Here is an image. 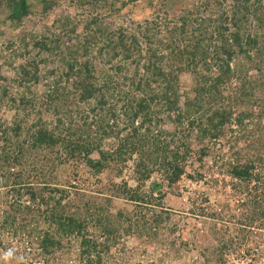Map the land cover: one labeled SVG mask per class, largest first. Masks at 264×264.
Here are the masks:
<instances>
[{
	"label": "trees",
	"instance_id": "trees-1",
	"mask_svg": "<svg viewBox=\"0 0 264 264\" xmlns=\"http://www.w3.org/2000/svg\"><path fill=\"white\" fill-rule=\"evenodd\" d=\"M32 1L43 4L44 15L55 5L7 0L8 20L17 28L32 14ZM78 1L101 10L84 11L77 24L69 14L59 17V34L34 38L32 47L62 53L63 75L47 94L56 118L38 113L30 123L33 99H18L10 89L40 83L36 59L22 63L13 80L0 72V111L9 110V102L16 112L11 123L0 115V188L16 210L15 235L27 233L46 255L69 253L80 240L78 264L114 259L113 247L124 254L132 233L145 237L150 249L175 248L182 243L171 233L199 232L191 221H174L164 204L172 194L190 202L194 217L214 221L208 229L218 244L204 247L212 251L208 261H256L251 249L238 262L226 255L264 232V0H193L187 7V0L146 7H137L139 0ZM131 5L148 16L142 11L143 20L118 23L121 15H133ZM214 166L223 180L209 177ZM126 168L135 187L122 177ZM197 184L205 204L216 199L209 209L195 207ZM115 199L139 210L134 222L111 213ZM230 230L236 237H226Z\"/></svg>",
	"mask_w": 264,
	"mask_h": 264
},
{
	"label": "rangeland",
	"instance_id": "rangeland-1",
	"mask_svg": "<svg viewBox=\"0 0 264 264\" xmlns=\"http://www.w3.org/2000/svg\"><path fill=\"white\" fill-rule=\"evenodd\" d=\"M54 1L55 5L47 15H44L42 12V3H36L35 1H32V3L35 2L32 8V14L23 20L21 27L17 28L15 22L8 20L9 6L7 0H0V72L10 75V78L13 80V76H16L18 67L22 63L30 61V58H33L39 63V67L42 70L41 74L44 75L42 76L43 78L40 80V83L33 86L31 90H24V88L19 87L17 83H15L13 88H10L13 89L12 94L18 99H20L23 94L30 97V99H33V101H31L30 105L27 107L28 113H30V123L39 117L38 113H40L42 117H48L50 121H52L53 118H56L51 103L47 101V94L52 90L51 87L54 85L55 79L60 75L62 76L64 71V66L59 60L62 56V53L59 54L54 52L50 54L47 51L41 50L37 47L32 49L33 42L35 41L34 38L41 39L45 35H51L49 33H56L58 35L60 29L55 28L54 25L56 24L55 21L59 17L62 18L69 14L72 17V22H74L73 24H77L86 17V14L82 15L84 11H89L95 15L101 10L100 6L98 9H94L92 6L80 3L78 0ZM155 1L156 0H139L135 5L137 7L142 5L146 7L148 2ZM192 1L193 0H187L186 7L189 6V4H193ZM131 6H129V10L133 12V15H121V21H118V23L125 21L127 24H129L130 22L132 23V21H138L139 19L143 20L144 12H146L145 15L148 16L146 10H142L144 12L139 11L137 8V10H134V7L132 6L131 8ZM140 13L142 18H139V16H141ZM23 34H25L24 39L26 43L20 42V40L24 37ZM12 39H14L16 43L13 47H9L8 43ZM64 42H66V45H71L74 43L69 42L66 39ZM25 50L29 52L31 51V55L29 54L24 56ZM92 52V55H97V50H92ZM42 60L44 61L43 63L40 62ZM51 70L55 71L54 75H49ZM183 78L187 81V83H189L190 78ZM62 81H66V77H64ZM11 84L12 83L10 82L9 85ZM8 106L10 109L7 110L6 107H3L0 111V115L4 118V120H8V122L11 123V121L15 118L16 112L11 109L9 102ZM166 127H168L167 129L173 130L175 126L171 125ZM240 145L243 146V142ZM93 158L97 159L98 154H94ZM213 158L214 157L212 156L206 159L205 165L209 167L213 166ZM218 166H220V164ZM131 167L132 165H130V168ZM129 171V168L124 169L122 177H124L126 182H129L132 187H135L136 183L133 181L134 179H132L131 173ZM220 171L221 170L219 168L214 166L213 169L208 171V173L210 172L209 177L219 179L220 181L223 180V174H219ZM0 181H2V178ZM178 187L179 186H176V188ZM144 188L145 190H149V186L147 185L144 186ZM166 190L170 191L167 188ZM203 190H205L204 187H201L199 184H197L193 190V198L197 199L195 207L198 208L203 205L205 208L209 209V206L211 207L214 205L216 199L212 197L210 200H208L209 203L207 201V204H205L206 202L203 200H205L207 197L200 194V192ZM6 191L7 189L3 187L0 188V264H78L76 253L79 252L80 240L73 242L77 249L71 250L69 253H65L64 250V252L58 251L54 254L46 255L39 250L37 244L31 243L30 236L27 233L18 232V234L15 235L16 225H14L13 222L17 223V220L13 219V217L16 215V210L14 207H12L11 198L6 194ZM224 193L230 195V188L228 187ZM186 196L187 195L184 197ZM101 199L103 201L105 196H102ZM164 204L174 210L175 213L173 217L176 223L179 222L181 225H183L184 221H191V223L197 224V227H192L194 229H198V236L193 235L191 231L185 232L187 234L182 232L180 234L171 233L172 239L179 240L182 243V246L177 244L174 248V246H169L167 243L164 245L156 244L154 247L156 251L154 256V249L148 248L149 244H147V240H144L146 238L139 237L136 235V233H132L134 236L127 244L124 254L123 252L118 253L117 248L113 247L111 254L116 257L114 259H105L103 261L104 263L102 264H221L215 260L208 261L207 257L211 256L212 251L208 252V250H205L204 248L205 246H208L210 249H212L218 244V241L214 239L212 233L208 229L210 225L214 224V221L211 219L209 221H205L203 218L194 217L191 211H189V209L192 208L190 202L184 198L168 194ZM110 211L114 215H123L131 219L133 222L137 219L136 214L139 212L132 202H127L126 200L122 199H115L112 202ZM238 212L239 211H236V221H239L242 218V212ZM91 228L92 231H97L95 228ZM24 234L27 236H22ZM182 234H185L183 239H185L188 244L183 245L184 241L181 239ZM261 234L262 235L260 236L256 235L258 236L255 237L256 242L252 243L250 240H248L243 245V247L239 245L241 249L237 254L228 253L226 255L227 261L238 262L240 260H238L239 255H243L244 251L251 249L253 257H256V261H252L250 258H245L249 261H246L245 263L242 262V264H246L248 262L251 264H264V232ZM230 235L232 236H229L228 234L226 237L234 238L236 237V232L231 231ZM1 243L3 244V248L1 247ZM5 245L8 248L6 250L4 248ZM239 246H237V249ZM212 258L215 257L212 256ZM83 264L86 263L84 262Z\"/></svg>",
	"mask_w": 264,
	"mask_h": 264
}]
</instances>
